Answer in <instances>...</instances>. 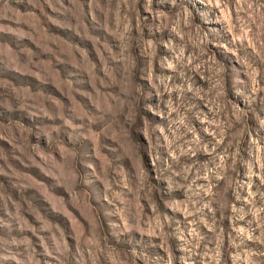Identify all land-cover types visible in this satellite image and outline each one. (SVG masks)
<instances>
[{
	"label": "rangeland",
	"instance_id": "1",
	"mask_svg": "<svg viewBox=\"0 0 264 264\" xmlns=\"http://www.w3.org/2000/svg\"><path fill=\"white\" fill-rule=\"evenodd\" d=\"M0 264H264V0H0Z\"/></svg>",
	"mask_w": 264,
	"mask_h": 264
}]
</instances>
